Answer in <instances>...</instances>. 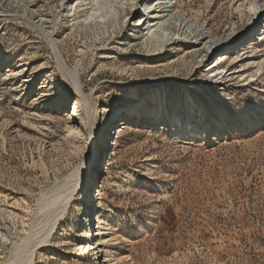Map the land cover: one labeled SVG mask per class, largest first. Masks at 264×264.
<instances>
[{
	"label": "rangeland",
	"instance_id": "rangeland-1",
	"mask_svg": "<svg viewBox=\"0 0 264 264\" xmlns=\"http://www.w3.org/2000/svg\"><path fill=\"white\" fill-rule=\"evenodd\" d=\"M70 1L0 0V264L17 250L20 264L30 252L31 264H264V121L249 132L227 118L222 138L187 140L164 116L186 114L189 126L205 106L206 122L219 123L214 94L222 112L260 115L264 24L243 47L233 38L249 30L250 0H173L213 38L232 36L209 61L213 78L202 45L128 49L130 14L107 39L86 36L65 19ZM187 96L192 117L176 102ZM86 165L89 192L82 180L46 243L25 246L49 216L45 200Z\"/></svg>",
	"mask_w": 264,
	"mask_h": 264
},
{
	"label": "bare ground",
	"instance_id": "bare-ground-1",
	"mask_svg": "<svg viewBox=\"0 0 264 264\" xmlns=\"http://www.w3.org/2000/svg\"><path fill=\"white\" fill-rule=\"evenodd\" d=\"M172 4L173 0H71L70 2L65 3L66 7L62 12L66 13L65 19L74 22V24L81 29V32H84V35L93 36L96 38L97 36L102 35L106 36V39L109 37V30L113 31L115 27H121L123 29L126 17L129 14L133 15V18L135 16L133 23L131 26H128L130 28L128 33L129 41L127 43L128 49L132 46H142L145 48L147 54L157 53L166 47L186 43L187 41H191V43L194 44V47L202 45V48H205L207 54H209V58H207V55L204 56L207 58V60L202 62L204 64L202 67L207 68L206 75L211 78L220 74V72L218 73V70L213 68L212 64H209V61L212 60L213 55L220 53L226 47V45L230 44L231 39L234 37L237 39L236 47H243L244 43L250 40L253 35L256 36L259 34V31L264 24V0H250L247 6L248 15L245 16L247 27L249 29L248 32L242 34V37L233 35V38L232 36L227 38H213L207 30L206 22L202 23L201 25L194 24L185 13L173 9ZM179 32L182 33L183 37H180ZM249 34L250 36L248 37ZM259 36L262 35L260 34ZM106 39H104V41ZM233 44L235 45V43ZM232 45L231 47H233ZM92 46L93 45L90 44L89 48ZM196 51L198 50L194 49L189 53H196ZM255 51L256 50H252L251 52L253 53ZM253 56L254 54L248 57L251 58ZM257 58H254V60ZM254 60L250 63L252 66L255 64ZM261 61H263V59ZM255 67L256 65L253 68ZM58 68L60 67L58 66ZM260 70L261 67H257L255 69V74L259 73ZM61 71H63L62 68ZM69 75L73 77L74 73L70 72ZM243 77V74L239 76L240 79H243ZM75 86H77V83ZM226 88L228 87L224 86V89ZM214 95L215 96L212 99L218 100L216 102L217 106L215 111L218 112L217 116L220 118L219 123L215 122L214 124H208L206 122L207 112L205 106H201V108L198 110V121L189 126L187 125L189 118L187 119L188 121H185L186 114L183 116H176L174 119H171L170 113H168V115L164 114V116L168 118L167 121L169 125H172L177 129L179 137H183L187 140H191L192 138L205 139L207 135L212 134L216 138H222L225 133L224 121L227 118L233 123L230 129L239 130L248 126L249 132H253L258 129L264 121V109H261L260 115L252 121H249L244 117H238V112L232 113L230 115L225 111L222 112L224 110V103L219 99L220 97H218L216 94ZM176 102H178V108L181 109L185 104V109L188 110L187 114L192 117L195 111L194 107H196V103L193 99L187 96L181 100L177 99ZM165 110L168 111L166 107L164 108V111ZM148 111L150 113L153 112L159 114V109L152 110L150 108ZM121 116V111L111 116L110 120L107 121L105 125V134L107 133V129L113 125L115 118H121ZM136 116L138 119L141 118L140 114H137ZM83 171L84 172L79 176L77 182L74 180L73 182L72 179L74 178L71 179L70 176H68L66 180H69V183L62 185V187H59L56 191L54 190L55 192L52 193L47 198V200H45L44 204L40 208V212L49 211V216L46 218L44 217L45 219L41 222L39 221V225L37 227L35 226L36 228L34 230L31 229L32 231L29 233V236H27L28 238L26 240L25 246H27L33 240L37 241L35 246H41L46 243L45 239L49 237L51 230L55 226V223L59 218H61L71 194H74L77 191L78 185L82 180H84V194L89 192V188L93 184L94 178L92 174H89V176L87 175V171H89L88 165L84 167ZM67 191L69 192L67 193ZM65 192L67 195H65ZM97 192L98 195H100L99 190H97ZM92 200H94V198H92ZM87 236H89V233L86 235V237ZM97 244L98 243L92 244V247L88 248L87 251L88 254L93 256V259L98 258L97 249L99 245ZM84 248L85 247L83 245L78 247L79 250H84ZM25 249L26 247H24L23 250ZM27 250H25V252ZM17 251H15V256L17 257L14 256L15 259L10 260L9 264H20L21 260L18 257ZM31 254L32 252L29 253L28 257L26 256L27 258L25 259L26 262L24 264H31Z\"/></svg>",
	"mask_w": 264,
	"mask_h": 264
},
{
	"label": "snow or ice",
	"instance_id": "snow-or-ice-1",
	"mask_svg": "<svg viewBox=\"0 0 264 264\" xmlns=\"http://www.w3.org/2000/svg\"><path fill=\"white\" fill-rule=\"evenodd\" d=\"M0 49H3V46H2V45H0ZM243 116H244V112L241 111V112L238 114V117L243 118Z\"/></svg>",
	"mask_w": 264,
	"mask_h": 264
}]
</instances>
